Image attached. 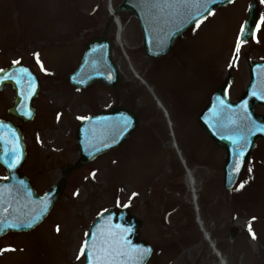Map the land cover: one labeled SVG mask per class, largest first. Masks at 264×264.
Wrapping results in <instances>:
<instances>
[{
  "label": "rangeland",
  "instance_id": "374dc122",
  "mask_svg": "<svg viewBox=\"0 0 264 264\" xmlns=\"http://www.w3.org/2000/svg\"><path fill=\"white\" fill-rule=\"evenodd\" d=\"M121 1L0 0V68L19 61L41 84L33 102L35 116L21 124L27 150L23 170L38 193L77 158L74 132L80 117L113 102L112 91L99 83L78 90L66 81L88 40L102 36L111 41L121 74L120 104L133 102L140 119L125 144L69 173L62 195L38 226L0 237V249H12L0 251V264H81V245L96 214L122 206L140 220L139 237L152 247L146 264H264V142H257L233 189L225 190L224 150L205 136L195 119L210 90L199 97L197 84L191 94L185 88L193 81L186 83L181 76L180 86L171 71L177 93L168 104L163 102L169 116L165 114L153 90L139 79L151 62L142 54L141 32L131 12L115 13L124 27L117 35L119 26L110 9L116 10ZM250 1L219 7L171 48L192 53L195 63L187 73L203 86L206 62L213 89L229 74L231 100L248 82V61L264 59L261 0L255 39L236 50ZM12 99L10 87L0 91V116L6 115ZM4 175L0 166V179ZM231 228H236L233 239Z\"/></svg>",
  "mask_w": 264,
  "mask_h": 264
},
{
  "label": "water",
  "instance_id": "95a60500",
  "mask_svg": "<svg viewBox=\"0 0 264 264\" xmlns=\"http://www.w3.org/2000/svg\"><path fill=\"white\" fill-rule=\"evenodd\" d=\"M232 0H214L211 9L229 3ZM185 0H122L115 10L131 11L140 20L143 35V50L149 57L165 54L176 37L194 24V19H185L189 11L174 7ZM197 3V0H186ZM257 18V2L252 0L244 22V31L240 41L247 40L254 32ZM20 69L25 71L21 72ZM250 80L245 91L237 101H231L226 93V81L215 90L209 103L198 115V124L205 134L226 151L223 185L231 189L240 171L251 153L257 138L264 140V115L256 114L254 107L260 104L264 108V62H249ZM3 75L16 79L0 81V90L9 84L14 90V101L8 108L10 116L23 123L34 115L33 99L37 96L40 84L32 71L23 65L15 64L4 69ZM67 81L77 88H85L95 82L116 89L120 82L116 65L111 58L110 41L106 37L89 40L76 68L68 75ZM256 93V95H253ZM223 101V104H221ZM137 117L128 108L113 106L82 119L75 132L78 158L63 168V175L44 194L37 195L29 179L19 170L25 160L22 132L19 126L9 120L0 119V163L6 168L7 177L0 182V224H17V227H0V236L10 231H28L38 225L50 211L53 203L62 194L66 175L74 168L81 167L96 156L122 145L137 127ZM246 137V141L242 139ZM239 144L237 147V143ZM13 156L19 162L9 168L6 161ZM236 169V170H234ZM31 222V226L28 224ZM116 225L130 228L123 239L130 245L150 249V252L137 264H145L151 253L150 244L139 238L141 222L126 208L109 209L101 212L90 226L85 241L91 245L94 240L101 244L109 239V234L118 231ZM233 237L236 229L232 228ZM92 233H95L93 237ZM84 241V242H85ZM87 264V252L84 253Z\"/></svg>",
  "mask_w": 264,
  "mask_h": 264
},
{
  "label": "snow or ice",
  "instance_id": "6c2138e0",
  "mask_svg": "<svg viewBox=\"0 0 264 264\" xmlns=\"http://www.w3.org/2000/svg\"><path fill=\"white\" fill-rule=\"evenodd\" d=\"M262 3H264V0H261ZM214 0H197V3L191 4L187 3L186 0L182 4H177L174 7L177 8H185L189 11L185 15V19H193V15L196 17L194 19V23L199 26L202 19L206 16L213 15L212 9L209 7L210 4H213ZM261 20H264V17H261ZM259 27V24L257 25ZM195 30V29H194ZM241 31H244V26L241 25ZM253 39H255V36L253 35ZM240 37H237V44H236V50L238 51L240 48ZM39 62V61H38ZM12 63L18 64L19 61H12ZM43 70V69H42ZM21 72L25 71L24 69H20ZM4 69H0V81L8 80V79H16L15 76H7L3 75ZM253 95H256V93H253ZM264 98V97H262ZM221 104H223V101H221ZM80 119H87V117H80ZM261 131H264V129H259ZM246 141V137H242ZM234 143H237L234 141ZM237 147H239V144L237 143ZM19 162L18 157L13 156L9 160L6 161L7 166L9 168H12ZM236 170V169H234ZM251 171V169H249ZM240 187H243V184L240 185ZM75 195V193H74ZM18 225L8 224L7 221H4L2 224H0V227H17ZM28 226H31V222H29ZM116 229L118 231H114L109 234V239L103 240L101 244H97L94 240L91 247L85 241L81 245V254H84L87 252V264H137L138 261L143 260L144 257L150 252V249L147 248H140L138 246L130 245L128 241L123 239V236L126 235L129 231H131L130 228H122L120 225H116ZM58 230V229H57ZM88 235V233H86ZM93 237H95V233H92ZM254 238V234H253ZM12 249H0V251H8Z\"/></svg>",
  "mask_w": 264,
  "mask_h": 264
},
{
  "label": "flooded vegetation",
  "instance_id": "af4514ba",
  "mask_svg": "<svg viewBox=\"0 0 264 264\" xmlns=\"http://www.w3.org/2000/svg\"><path fill=\"white\" fill-rule=\"evenodd\" d=\"M138 29H140L139 24H138ZM180 50L179 51H172L170 49L165 55L160 56L157 59H152V58L145 56V54L143 53V50H142V54L145 56V58L149 62H151V64H149V68H146L144 70L145 76L143 74L142 79L149 83L150 87L152 88V90L154 91L156 96L160 97V92L162 90L163 96L161 97L160 100L162 101V103L165 102L166 104H168L169 100H173L175 93H177L176 92L177 88L171 84V80H170V77L172 76V72H173L174 78L176 77V80L180 86L184 85L181 81V76L186 78V83L188 81H193V83L186 85V88H185V90L188 88L191 94L194 93V90L197 87V84L199 85V90H200L199 97L202 96L203 93L206 92L207 90H210V92L207 94V99L205 101V103H206L208 101V99L210 98L212 92H213L211 66L208 65L206 62L205 80H204V86H203L201 82H198V78H196V75H192L191 73L190 74L187 73L190 71V69L192 68V66L195 63L194 59L191 57L192 53H189L186 51H180ZM141 59H142V57H141ZM154 63H159V64H157V66H155V65H153ZM147 71H149L150 74H147ZM166 71H170V76H168L166 74ZM155 88H157V90H158L157 92H155ZM111 91H112V94L114 96L113 102H111V104H115L119 100L118 89L115 91L114 90H111ZM195 97H196V95L193 96V98H195ZM125 106H127L128 108H130L131 110H133L135 112V110L132 109V107H131V106H133V102L130 104L127 103V105H125ZM201 106L202 105L200 104V107ZM200 107L198 110H196L195 119H196L199 111L202 109V107L201 108ZM137 116H138V114H137ZM138 119H139V116H138Z\"/></svg>",
  "mask_w": 264,
  "mask_h": 264
},
{
  "label": "bare ground",
  "instance_id": "6f19581e",
  "mask_svg": "<svg viewBox=\"0 0 264 264\" xmlns=\"http://www.w3.org/2000/svg\"><path fill=\"white\" fill-rule=\"evenodd\" d=\"M110 12H114V9H113V7L111 6V9H110ZM115 22H117V26H119V27H117V35H119V36H121L122 35V33H123V29H124V27H123V25L121 24V21H120V19H115ZM143 82L145 83V85L150 89V85H149V83L147 82V81H145V80H143ZM149 105H150V107H149V109H152V105L149 103ZM158 107L159 108H161L162 110H163V112L165 113V114H167L168 116H169V112H168V110L166 109V107L163 105V103H162V101L161 100H158ZM169 121H171V119H169ZM188 182H189V184L190 183H192V180H190V179H188ZM208 236V235H207ZM215 250V249H214ZM215 253L217 254V255H219L218 254V252L215 250ZM222 264H225L224 262L222 263Z\"/></svg>",
  "mask_w": 264,
  "mask_h": 264
}]
</instances>
